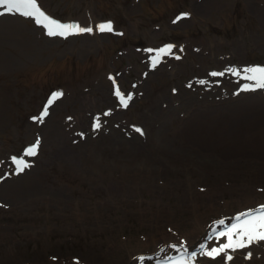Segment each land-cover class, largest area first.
Listing matches in <instances>:
<instances>
[{"label":"rangeland","instance_id":"374dc122","mask_svg":"<svg viewBox=\"0 0 264 264\" xmlns=\"http://www.w3.org/2000/svg\"><path fill=\"white\" fill-rule=\"evenodd\" d=\"M38 2L54 20L94 30L66 39L43 30L49 39L24 56L0 27V264H156L184 250L173 244L224 243L207 240L214 222L264 201V89L210 73L264 66V0ZM23 21L35 35V21ZM108 21L113 31H99ZM117 86L133 95L126 108ZM202 113L216 121L212 134L196 124ZM13 156L31 167L16 174ZM234 256L264 264V242Z\"/></svg>","mask_w":264,"mask_h":264},{"label":"snow or ice","instance_id":"6c2138e0","mask_svg":"<svg viewBox=\"0 0 264 264\" xmlns=\"http://www.w3.org/2000/svg\"><path fill=\"white\" fill-rule=\"evenodd\" d=\"M6 14H20L25 18H34L37 25H41L45 28L46 34L49 36H61L68 37L73 34L91 33L93 28L91 26H81L77 22L61 23L52 19L49 15H46L41 10V4H38V0H0V16ZM189 13H182L177 19L188 16ZM98 30L101 32H112L113 25L111 21L101 23L98 26ZM173 45H168L164 48H160L157 51V55L152 57V66L155 67L160 61V54H172ZM152 52V49L148 50ZM179 59V56H176ZM226 73H231L233 76L239 77L247 81L242 85L241 90L250 91L256 89H264V66H245L242 68H228L225 71L210 73L211 76H224ZM199 84L204 85L209 83L206 80H199ZM191 86V85H189ZM116 96L119 98L123 107H128L129 102L133 99L131 93L125 94L117 86L115 90ZM62 92H57L53 95V98L48 101L51 104L53 99L62 96ZM48 115L47 106L40 113L39 117H33L34 120L43 121V118ZM102 127V121L97 118L94 128L99 129ZM134 131L139 134H143V129L134 127ZM41 145L40 139L26 148L25 155L28 157H34L38 153V149ZM11 161L15 166V173L20 174L27 168L31 167V163L24 159V157L17 158L11 157ZM231 219L229 224L227 221ZM224 243L218 246H213L210 250L205 251L206 244L201 243L195 251H189L184 242L180 245H170L171 248H183L184 252L180 257H166L164 260H158L156 264H197L196 257L198 255H206L211 258L222 257L224 264H232L234 261V254L237 251L250 249L253 245L264 242V204H260L255 207H249L244 211L237 213L231 218H222L214 222L211 231L207 237V240H220L225 238ZM163 251V249L161 250ZM252 256L251 251L246 253V258L250 259ZM139 261L143 262L151 260L152 257H139Z\"/></svg>","mask_w":264,"mask_h":264},{"label":"bare ground","instance_id":"6f19581e","mask_svg":"<svg viewBox=\"0 0 264 264\" xmlns=\"http://www.w3.org/2000/svg\"><path fill=\"white\" fill-rule=\"evenodd\" d=\"M24 19H27V18L20 16L19 14H15V15L6 14L3 16H0V27H4L5 30H9L7 35L9 36V38L14 40L13 45H12L14 50H16L18 53H20L21 55H24V56H26L28 54H31V55L35 54L36 55L37 54V52H36L37 49L35 47V42H37L36 38L40 37L39 41L43 42L45 40L47 41L49 39V37L44 35L43 30H45V29L43 27L37 26V25H35V27L33 28V30L36 31V34L30 35V32L26 31L28 29L26 27H24V25H23ZM7 58H6V60H7ZM7 63L9 64L10 61H7ZM255 93H257V92H255ZM245 95H249V93H246ZM255 99H257V98H255ZM261 103H262V101L259 102V100H255V102H248V104H256V105L261 104ZM201 115L205 116L204 119L200 118ZM200 116H198V121L196 120V124L204 133L209 132L210 134H212V128L215 127L216 121L214 119H212L208 113H202V114H200ZM260 119H261V115H260ZM66 120H67L66 116H63V121H66ZM172 132L176 136H179L181 134V130L179 128L175 131H172ZM77 152L80 153V150ZM99 167H100V163L97 164L96 169H98ZM127 167H129L128 163H127ZM261 203H264V201L257 202L256 204H261ZM256 204H255V206H256ZM248 207H251V206H246L242 209H245ZM194 234H195V236L193 237L194 240H192V242H195L196 238L202 237L201 236L202 233H200V232H195ZM199 241L200 240H198L197 242H199ZM183 252H184L183 250L179 251L175 255L183 253ZM172 256L173 255H171L170 257H172ZM161 259H164V258H161Z\"/></svg>","mask_w":264,"mask_h":264}]
</instances>
